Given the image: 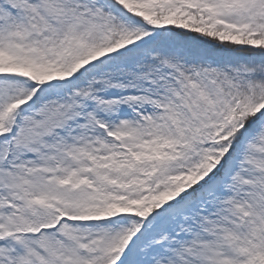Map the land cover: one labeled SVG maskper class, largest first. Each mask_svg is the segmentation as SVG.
Segmentation results:
<instances>
[{
  "label": "snow or ice",
  "instance_id": "obj_1",
  "mask_svg": "<svg viewBox=\"0 0 264 264\" xmlns=\"http://www.w3.org/2000/svg\"><path fill=\"white\" fill-rule=\"evenodd\" d=\"M0 264H264V0H0Z\"/></svg>",
  "mask_w": 264,
  "mask_h": 264
}]
</instances>
